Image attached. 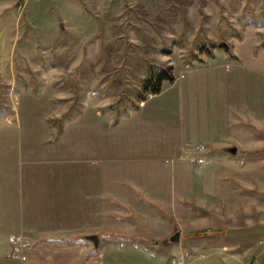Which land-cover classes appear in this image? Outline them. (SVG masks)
<instances>
[{
    "label": "rangeland",
    "instance_id": "obj_1",
    "mask_svg": "<svg viewBox=\"0 0 264 264\" xmlns=\"http://www.w3.org/2000/svg\"><path fill=\"white\" fill-rule=\"evenodd\" d=\"M263 39L264 0H0V173L75 174V242L112 241L124 220L152 252L135 264H264V67L243 68ZM160 71L174 81L150 94ZM226 104L223 138L179 149L223 133ZM128 174L167 237L109 195Z\"/></svg>",
    "mask_w": 264,
    "mask_h": 264
},
{
    "label": "crops",
    "instance_id": "obj_2",
    "mask_svg": "<svg viewBox=\"0 0 264 264\" xmlns=\"http://www.w3.org/2000/svg\"><path fill=\"white\" fill-rule=\"evenodd\" d=\"M262 49L264 50V47ZM247 60L249 64L243 68L248 71H254V69L258 71L262 69H259V66L264 67V57H259L253 63L250 59ZM213 75L216 80L217 74H211L210 76ZM233 75L237 76L239 74L233 73ZM210 76L200 82H206ZM224 77L225 75H221V78ZM224 81L227 83L225 78ZM191 82L190 91L188 90L189 84L185 83L183 91L167 95L166 102L172 101L175 108L178 105V101H183L187 97V92H197L195 86L197 83L192 80ZM224 96L227 103V95ZM233 111L226 104L227 119L222 123L223 133L219 135L206 133L202 137H200V134L193 138H183L178 146L179 149L182 146L190 147L198 142H204L211 146L215 144L217 140L224 137L230 116L232 117L231 112ZM152 114L149 113L148 115L152 116ZM131 124L133 123H127L128 126ZM70 128H75V126ZM174 129L175 142L178 144L176 138L179 133V125L177 123H175ZM10 143L14 144L13 142ZM130 144L131 142L129 146ZM139 148V153L130 156L131 159L139 160L144 157L141 155L142 146H139ZM179 149L178 151H180ZM16 177L14 172H10L7 175L0 173V264H135V261L137 263V261L139 262L146 258L143 253L151 256V250L144 251V248L134 247L135 242L144 241V238L141 237L142 234L139 232L140 236L137 238L139 240L133 239L135 238L131 234L133 231H127L129 228L127 225L129 224L123 222L124 220L120 221V225H118V229L121 232L118 233L119 238L112 241L104 240L105 242H103L97 236L99 239L97 247H94L91 241L89 242L92 245L79 241L75 242V217H71V213H75V174L46 173L41 176L39 182L34 183L32 182L31 173L24 174V177L21 178ZM127 179V182H124L121 186L122 188L112 189L108 187L109 195L112 196L114 193L113 195L117 196L120 201H125L127 208L135 216H144L147 220L145 232L149 237L151 235L167 237L171 226L165 227L166 221L161 217L163 222L158 221L157 217L160 216L158 213V215L153 217L155 210L147 206L141 199L143 194L149 198L151 197V199H153L152 196L155 194L152 191L146 193L144 187L129 182L132 181L130 180V174L127 175ZM27 187H35V189ZM63 200H65L64 204H62ZM173 202L175 205V200H171L168 204L172 205ZM45 212L51 214L46 215L44 218L43 213ZM143 213L147 217L152 216L153 218H147ZM66 216L71 218H65ZM159 223H161L163 228L160 236L152 229L153 225L160 226ZM16 238L25 244L23 253L19 255L10 251V243ZM158 239L156 238V240ZM156 243L158 242L154 241V244Z\"/></svg>",
    "mask_w": 264,
    "mask_h": 264
},
{
    "label": "trees",
    "instance_id": "obj_3",
    "mask_svg": "<svg viewBox=\"0 0 264 264\" xmlns=\"http://www.w3.org/2000/svg\"><path fill=\"white\" fill-rule=\"evenodd\" d=\"M263 47H264V39L262 41L260 48H263ZM151 80H148L145 82V91L153 95L159 94L161 92V88H162L161 85L163 82L166 81L168 83H172L174 81V79L164 71H160L159 73H156L153 78L154 84L148 87V83L152 82ZM116 238H119V236Z\"/></svg>",
    "mask_w": 264,
    "mask_h": 264
},
{
    "label": "water",
    "instance_id": "obj_4",
    "mask_svg": "<svg viewBox=\"0 0 264 264\" xmlns=\"http://www.w3.org/2000/svg\"><path fill=\"white\" fill-rule=\"evenodd\" d=\"M227 151L231 154H235L237 152V148L236 147H231V148H228ZM179 231H176L170 238H169V241L170 242H177L179 241ZM87 240L91 241L94 245V247H97L98 246V243H99V239L97 237V235H90L88 237H86Z\"/></svg>",
    "mask_w": 264,
    "mask_h": 264
},
{
    "label": "built area",
    "instance_id": "obj_5",
    "mask_svg": "<svg viewBox=\"0 0 264 264\" xmlns=\"http://www.w3.org/2000/svg\"><path fill=\"white\" fill-rule=\"evenodd\" d=\"M12 251H13V253H17L18 254L21 251L20 245H15V248Z\"/></svg>",
    "mask_w": 264,
    "mask_h": 264
}]
</instances>
